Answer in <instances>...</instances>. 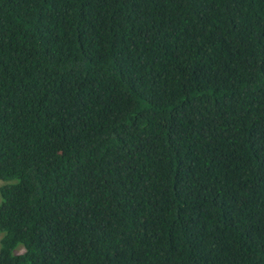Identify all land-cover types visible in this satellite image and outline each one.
Returning <instances> with one entry per match:
<instances>
[{"label": "trees", "instance_id": "16d2710c", "mask_svg": "<svg viewBox=\"0 0 264 264\" xmlns=\"http://www.w3.org/2000/svg\"><path fill=\"white\" fill-rule=\"evenodd\" d=\"M0 180V264H264V0H0Z\"/></svg>", "mask_w": 264, "mask_h": 264}, {"label": "rangeland", "instance_id": "374dc122", "mask_svg": "<svg viewBox=\"0 0 264 264\" xmlns=\"http://www.w3.org/2000/svg\"><path fill=\"white\" fill-rule=\"evenodd\" d=\"M5 184L4 181L0 180V200H1V187ZM2 234H0V247H1V240H2ZM23 247V246H22ZM20 252H23L24 251V247L23 248H20L19 250Z\"/></svg>", "mask_w": 264, "mask_h": 264}]
</instances>
